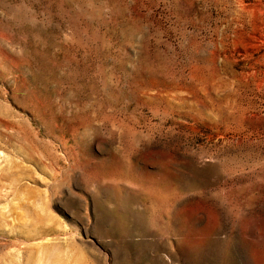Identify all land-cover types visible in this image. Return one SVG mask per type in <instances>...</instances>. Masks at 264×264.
Masks as SVG:
<instances>
[{
  "label": "rangeland",
  "instance_id": "374dc122",
  "mask_svg": "<svg viewBox=\"0 0 264 264\" xmlns=\"http://www.w3.org/2000/svg\"><path fill=\"white\" fill-rule=\"evenodd\" d=\"M0 264H264V0H0Z\"/></svg>",
  "mask_w": 264,
  "mask_h": 264
}]
</instances>
